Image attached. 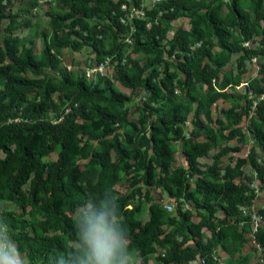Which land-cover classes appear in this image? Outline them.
<instances>
[{
  "label": "trees",
  "instance_id": "trees-1",
  "mask_svg": "<svg viewBox=\"0 0 264 264\" xmlns=\"http://www.w3.org/2000/svg\"><path fill=\"white\" fill-rule=\"evenodd\" d=\"M251 1L254 18L239 0L220 1L216 5L202 0H167L160 8L173 7V11L164 13L158 24L146 27L156 9L142 7L141 0H60L67 10L50 12L53 30L50 35L42 32L44 48L38 57L27 45L31 43L29 39L25 38L26 44L14 35L18 27L29 26V21L18 11L10 13L6 10L10 0H0V23L7 19L6 26L0 28V199L18 203L24 210L32 209L30 224L14 213L0 211V238H7L8 230L16 231L11 233L16 248L21 256L28 258L29 264H80L83 241L78 226L85 212L101 214L107 211L109 219L112 216L118 218V236L128 242L126 256L140 257L139 264H150L149 256L156 252L157 244L166 251L163 256H157L156 264H181L195 254L204 256L205 264H212L209 254L217 246L229 254L237 252L245 228L240 232L232 227L229 235V218L236 219L239 205L249 203L253 195H246L248 186L237 184L235 179L242 174V167L249 164L264 188V166L258 162L254 149L246 157H237L234 165L221 172L217 165L201 169L199 158L216 138L206 123L211 119L212 105L220 99L241 98V95L225 90L237 83L223 70L233 53L239 54L236 63L241 69L247 60L259 59L258 77L251 79L247 87V91L251 90L254 98H258L256 118L250 119L247 131L264 153V98H260L264 94V27L260 47L242 45L257 33L259 22L264 21L263 0ZM37 3L39 0H27V10L31 11ZM122 4L143 9L145 18H134L130 25H124L120 21L126 17V11L121 10ZM225 5L230 11L229 22L220 14ZM200 10L203 12L199 13ZM181 16L192 19L189 29L177 30L168 45L162 43L164 23ZM88 18L105 19L108 23L99 28L90 27L86 22ZM67 19L69 23L63 24ZM130 28L133 50L150 54L151 58L140 64L127 57L124 64L115 68V77L127 87L142 88L149 95L145 102L146 115H159L149 123L148 133L142 131L137 135L136 129L127 131L124 142L119 139L117 130L125 125L126 111H121V107L130 97L118 91L106 75L96 73V81H87L84 76H75L70 70L61 68L55 49L69 46L79 50L87 45L95 51L97 62L106 55H114L120 60L125 45L116 39L120 32ZM233 28L242 40L233 39ZM106 32L112 39L110 49L103 45ZM192 40L201 41V44L191 51L188 45ZM214 46L220 49L218 54L212 51ZM165 52L174 57L175 63L163 58ZM28 72L41 76L29 77ZM178 72L184 75L188 99L197 103L188 138L184 137L183 124L190 111V101L177 100L173 95ZM213 80L217 84L214 87ZM196 82L209 87L208 93L197 99L189 93ZM54 92L59 93L58 102L52 98ZM157 101L159 106H153ZM238 105L222 111L226 121L216 120L222 126H231L229 138L240 134L239 125L247 112V106ZM51 112L55 114L53 120L50 119ZM199 136H204L205 140L196 141ZM94 137L101 138L100 149L89 144V139ZM180 139L187 168L179 166L170 171L173 161L171 141ZM56 149V159L43 160ZM112 150L115 159H112ZM238 150L225 146L214 155V161L217 163L222 155ZM131 159L134 167L142 171V174L132 176L133 185L141 181L147 188H164L171 198H183L189 203L195 201L205 208L207 218L199 223L192 222L191 212L183 209L182 202L177 204L181 207L177 206L176 214L169 217L162 204L153 202L149 206V218L140 221L137 218L139 204L127 207L133 194L122 195L115 189L123 164ZM79 160H86L83 168ZM194 175L198 177L195 189L191 190L186 176ZM25 185H28L27 189ZM140 191L137 186L135 192L141 194ZM197 193L203 195V200L198 201ZM144 194L147 196V191ZM212 198L224 202V218L219 226H214L211 219L216 210ZM82 206H88L84 214L73 217L75 210ZM37 213L44 215L43 221H34ZM261 213L264 216V209ZM165 222L176 227L161 238V227ZM204 226L211 231L206 239L201 233ZM184 231L193 245L183 248L184 241H177L175 234ZM256 238L264 250V227L260 228ZM73 241L78 245L70 244Z\"/></svg>",
  "mask_w": 264,
  "mask_h": 264
},
{
  "label": "rangeland",
  "instance_id": "rangeland-1",
  "mask_svg": "<svg viewBox=\"0 0 264 264\" xmlns=\"http://www.w3.org/2000/svg\"><path fill=\"white\" fill-rule=\"evenodd\" d=\"M117 1V0H113ZM204 3L213 2V5H216L218 2L226 1V3L230 2L231 0H202ZM243 8L250 13L252 18H254V12L252 10V1L251 0H239ZM223 2V3H224ZM142 7L151 8V0H141ZM264 5V0H263ZM27 0H10V3L6 6V10L10 13L19 12L21 13V17L29 21V26L25 27H18L14 31V35L22 38L24 43L25 38L29 39L31 43L27 44L30 45L33 53L36 54V56H40L42 53V50L44 48V40L42 38V32L47 33L48 35L51 34L53 27L51 25V16L50 12L59 11L64 12L67 10V7L63 6L60 0H40L39 3L30 11L27 10L28 8ZM203 10H200L199 13H202ZM220 14L222 17L225 18L227 22L230 21V11L228 6H223L220 9ZM129 21V20H128ZM192 19L188 18L187 16H181L169 23H164V29L165 33L162 38V43H166L168 45L170 43V40L173 38L175 32L179 29H184V31H187L189 29V26L191 24ZM86 22L88 26L90 27H101L103 24L108 23L105 19H96V18H88L86 19ZM63 24H68L69 20H65L62 22ZM7 24V19L4 18L2 22L0 23V28L3 29ZM259 26L257 28V33L254 34V36L251 39L246 40L247 45L250 48H258L261 46L260 44V38L262 36V28L264 27V21L259 22ZM65 27V26H64ZM67 29V28H64ZM233 39H241L238 31L233 28L232 31ZM103 45L105 49L112 48V39L110 37V33H104L103 34ZM215 40V38H213ZM117 42L121 41L125 46H123V54L126 55V57L130 59L137 60L140 64H144L148 62V60L151 58L150 54L144 53V52H135L133 50V36H132V29H128L127 31L120 32V34L117 36L116 39ZM195 41L192 40V42H189V49L192 51L195 46ZM243 43H246L245 41ZM242 43V45H243ZM168 49V46L165 48ZM212 51L216 54L220 52V49L218 46H214L212 48ZM55 52L57 53L59 59H60V67L66 68L70 70L75 76H84L87 81H96L97 80V74L92 73L90 76L87 77L86 71L93 67L95 63L97 62L96 59V53L91 49V47L87 45H83L79 50H73L71 47H65L61 48L58 51L55 49ZM168 52H165L163 54V58L169 59V61H172L175 63L176 60H174V57L169 54ZM237 53H233L230 55L225 67L223 68L224 74L227 75L228 73L231 75L232 78L237 81L236 84H232L229 87H227L226 91L230 93H236L241 95V98L237 99H225V100H218L216 103H214L211 107V119L205 120L207 125L212 128L213 133L215 134V141L212 143L210 149L205 153V155L201 158H199L200 167L201 169L205 170L209 166L217 165L219 168V171H223L224 168L227 166L234 165V162L237 157H246L248 152L251 149H254L257 154L258 162L264 166V153L262 152L261 148L257 144V142L253 139V137L248 133L247 131V125L250 122V119L256 118L255 110L256 105L258 102V98H254L253 95L246 92V89L249 85V82L254 77H258V70H259V59L256 58L255 61L247 60L245 64L243 65V69L240 67H237ZM206 61V60H205ZM116 68V67H115ZM115 68L114 70L111 69V71H107V74H112V77L110 78L114 86L117 88L118 91L121 93H124L125 95H128L130 98L127 100L123 106L121 107V111H126V119H125V125L118 128L117 133L119 134V139L121 141L126 142V132L130 131L132 132L134 129H136L135 133L137 135H140L142 131H145V134L148 133L149 123L152 120H155L157 118V114H150L149 117L146 115L148 113V109L145 108V102L148 101L149 95L142 89V88H134L127 87L123 84H121L117 77H115ZM171 69L174 68V66H170ZM240 70L242 72H240ZM46 73L48 75H51V72L49 70H46ZM27 75L29 77H39L41 75H35L31 72H28ZM58 77V76H57ZM184 75L181 72H178L177 78L175 79V86H177L175 89L178 91L173 90V95L177 100L182 101H190L189 107L190 111L187 115V121L189 122L188 125L183 124V134L185 138H188L190 135V130L192 129L191 121L193 119V114L196 108V101L188 99L189 97L186 94L187 86L183 83ZM213 87L216 86V81H212ZM208 85L205 83H194L193 88L189 91L193 97H203L205 96L209 89ZM58 92H54L52 94V98L58 102ZM159 101L154 102L153 106L158 107ZM239 103L238 107L240 105L247 106L246 107V114L244 116V119L240 123V134L235 135L231 138L228 136L229 129L231 126H222L221 124H218L216 120H222L226 121L225 114L222 112L223 110H226L232 105ZM54 112L50 113V119H54ZM145 115V117H144ZM235 129V128H233ZM87 135H85L86 137ZM196 141H204V136H199L195 139ZM101 138L94 137L89 139V144L94 149H100L101 148ZM137 141V139H136ZM182 144L183 141L180 140H173L171 141V147L173 149V161L171 163L170 171L176 169L179 166H182L184 168H187V163L185 161V158L182 154ZM225 146L229 148H238V151H230L224 155L221 156V158L217 161V163L214 161V155L218 153L222 148ZM58 149H56L53 153L45 156L43 158L44 161L50 162L57 157ZM148 154H151V150H148ZM112 159H115L116 155L115 152L111 151ZM78 163L83 168V165L86 163V160H79ZM134 161L131 159L126 164H123L122 169L120 170V176L119 180L117 181L115 185V189L122 195L126 194H133L132 198L129 200L128 208L134 207L135 205L139 204L140 211L137 213V218L144 222L147 220L150 216L149 212V206L153 202L160 203L162 205L170 203L171 199L173 197H169L166 190L162 187H150L147 188L141 181L138 182L136 185L132 184V176L134 175H140L142 174L141 170H138L133 165ZM157 167V166H156ZM157 172H159V168L157 167ZM188 182L190 184V189H195V180L198 177V175H194L193 177H188ZM235 182L237 184L244 183L248 186V191L246 192V195L252 194V198L250 199L249 203H243L246 206H250L252 204V209L254 212L261 215V219H263L262 227H264V216L262 215L261 211L264 209V188L262 187L258 174L253 171L252 167L249 164H246L242 167V174L238 176L235 179ZM139 186L141 188L140 193L138 194L135 192V188ZM255 187L258 188V191L256 193L253 192ZM25 189L28 188V185L24 186ZM147 191V196L144 194ZM196 197L198 201L203 200V195L201 193H197ZM212 202L216 205L215 206V213L213 215L212 222L214 226H219L221 219L224 218V212L222 210V205L224 206V202H221L219 199H213ZM176 205L174 210L167 211L169 217H172L176 214ZM88 206H82L75 210V212L72 214L73 217H79L82 214H84L86 208ZM181 207V206H180ZM183 207V206H182ZM184 209V208H183ZM190 212H191V221L194 223H199L202 221V219L207 218V212L205 208L202 206H198L195 201H192L190 203ZM0 211L3 213L10 212L17 215V217L21 218L24 221L29 222V224L32 222V215H31V207H28L27 209H22L18 203H15L13 201H10L8 199H0ZM249 211V208H248ZM248 213V212H247ZM34 220L35 222L43 221L44 215L37 213ZM229 219H232L229 221V231L228 234L231 235L232 233V227H236L238 231H245L243 232L244 238L242 240V243L239 247V250L233 254L226 253L223 251V249L220 246H217L216 253L218 256V260L216 261V264H261L259 259L261 256H264V250L262 251V254L259 255L256 249L254 248L253 244L251 243L250 236H249V223L246 220L245 223L241 224L240 219H249L243 216V214H239L236 219L230 217ZM118 220V218H117ZM28 224V226H29ZM176 225L172 223L165 222V224L161 227V238L163 236L171 231L175 230ZM9 230L6 231L7 235V241L12 246L16 247L15 240L12 237V234L16 233V231H13V233ZM201 233L203 235V238H209L211 235V231L207 226H204L201 230ZM186 237V238H185ZM175 239L177 241H184L182 247L185 246H191L193 245V242L190 240L187 232H176ZM227 240H230V237H227ZM70 244L77 246L78 244L76 242H70ZM164 247L162 245H155L156 252H159ZM199 254H195L193 258L195 259ZM21 259L25 261V264H29V260L25 256H21ZM128 260H133L139 264L141 262V258H133L131 256H127L126 263ZM149 263L150 264H156L157 263V256L150 255L149 256ZM33 264H41V262H36ZM177 264V263H172ZM181 264H188V260L182 262ZM213 264V263H212Z\"/></svg>",
  "mask_w": 264,
  "mask_h": 264
},
{
  "label": "clouds",
  "instance_id": "clouds-1",
  "mask_svg": "<svg viewBox=\"0 0 264 264\" xmlns=\"http://www.w3.org/2000/svg\"><path fill=\"white\" fill-rule=\"evenodd\" d=\"M109 217L107 211L101 214L85 212L78 226L83 241L80 264H126L128 242L118 236L117 218ZM0 264H25L20 251L8 243L7 238H0Z\"/></svg>",
  "mask_w": 264,
  "mask_h": 264
},
{
  "label": "built area",
  "instance_id": "built-area-1",
  "mask_svg": "<svg viewBox=\"0 0 264 264\" xmlns=\"http://www.w3.org/2000/svg\"><path fill=\"white\" fill-rule=\"evenodd\" d=\"M40 1V0H39ZM167 0H151V8H155L156 9V14L155 16L152 18H150L147 22H146V27H150L153 23L158 24L160 17L163 16L164 13L167 12H171L173 11V7H170L168 9L166 8H160L161 4H163L164 2H166ZM142 6V5H141ZM121 10L122 11H126V17H122L120 18L121 23H123L124 25L127 24H131L134 18L137 19H144L145 15H144V10L141 8H135L133 6H127L126 4H122L121 5ZM129 20V21H128ZM132 29V28H131ZM100 37V35H98ZM246 43H243V45H247V41H245ZM201 44V41H197L195 43V46H199ZM126 55H123L121 57V59H116L114 58V55H106L103 57V60H101L100 62H96L95 65L93 67H91L90 69H88L86 71V75L87 77L90 76L92 73H98L101 75H106L108 77H112V74H107V71H111V69L114 70L115 67H117L119 64H124L127 60H126ZM256 58L253 57L252 61H255ZM175 91H178L177 89H175ZM246 92L250 93L251 95L254 94L252 93L251 90L246 89ZM260 98H264V94H262L260 96ZM256 105V103H255ZM188 121H185V125H188ZM258 191V188L255 187V189L253 190L254 193H256ZM182 202V206L184 209L189 210L190 209V203L188 201H185L183 198H179V199H171L170 203L164 204L163 207L167 210V211H171L175 209V206L179 203ZM252 204L250 206H246L244 204L239 205L238 209H239V214H243L244 217L249 218V219H240V223L243 224L246 222V220L249 223V236H250V240L251 243L253 244L254 248L256 249V251L258 252L259 255L262 254L263 251V247L261 246V244L259 243V241L256 238L257 233L259 232L260 228L262 227V222L263 219H261V215L254 212V210L252 209ZM249 208V211H248ZM248 212V213H247ZM232 220V219H230ZM2 230L3 227L1 228ZM165 249L160 250L159 252H155L153 255L158 256V255H164L165 253ZM217 249L214 248L212 249V251L209 254V258L211 259V261L213 262V264H216V261L218 260V256L216 253ZM206 258L204 256H198L195 259H190L188 261V264H205ZM261 264H264V256H261V258L259 259ZM126 264H137V262L133 261V260H128V262Z\"/></svg>",
  "mask_w": 264,
  "mask_h": 264
},
{
  "label": "crops",
  "instance_id": "crops-1",
  "mask_svg": "<svg viewBox=\"0 0 264 264\" xmlns=\"http://www.w3.org/2000/svg\"><path fill=\"white\" fill-rule=\"evenodd\" d=\"M227 88H225V90H226ZM240 126V125H239Z\"/></svg>",
  "mask_w": 264,
  "mask_h": 264
}]
</instances>
